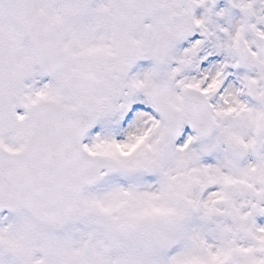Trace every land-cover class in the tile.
<instances>
[{
    "label": "snow or ice",
    "instance_id": "snow-or-ice-1",
    "mask_svg": "<svg viewBox=\"0 0 264 264\" xmlns=\"http://www.w3.org/2000/svg\"><path fill=\"white\" fill-rule=\"evenodd\" d=\"M218 3L0 0V264H264V0Z\"/></svg>",
    "mask_w": 264,
    "mask_h": 264
},
{
    "label": "rangeland",
    "instance_id": "rangeland-1",
    "mask_svg": "<svg viewBox=\"0 0 264 264\" xmlns=\"http://www.w3.org/2000/svg\"><path fill=\"white\" fill-rule=\"evenodd\" d=\"M223 3H224V0H219L218 7L223 6ZM198 11H202V9ZM236 14L238 15V13Z\"/></svg>",
    "mask_w": 264,
    "mask_h": 264
}]
</instances>
